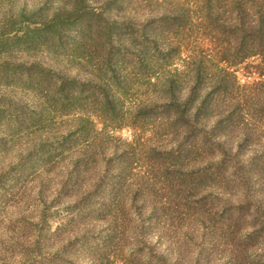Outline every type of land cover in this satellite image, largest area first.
<instances>
[{"label":"rangeland","instance_id":"rangeland-1","mask_svg":"<svg viewBox=\"0 0 264 264\" xmlns=\"http://www.w3.org/2000/svg\"><path fill=\"white\" fill-rule=\"evenodd\" d=\"M242 1L0 0V264H264Z\"/></svg>","mask_w":264,"mask_h":264},{"label":"trees","instance_id":"trees-1","mask_svg":"<svg viewBox=\"0 0 264 264\" xmlns=\"http://www.w3.org/2000/svg\"><path fill=\"white\" fill-rule=\"evenodd\" d=\"M261 1L262 0H258L250 8L246 6V9L243 7V4L244 6L246 4L243 1L240 2L239 10L241 14H245L246 17L251 18L248 28L246 27L247 25L244 24L245 22H243L245 17L241 18L240 32L242 37L245 35L249 37H255L257 41H259L258 44L260 45V48H264V3ZM251 8L252 15L250 14ZM242 59H245V57H242Z\"/></svg>","mask_w":264,"mask_h":264}]
</instances>
